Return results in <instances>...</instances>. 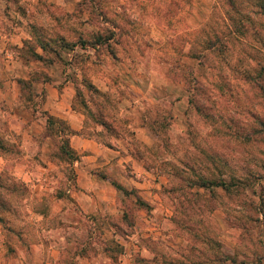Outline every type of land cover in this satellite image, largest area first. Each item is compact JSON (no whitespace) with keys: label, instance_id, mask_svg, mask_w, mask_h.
I'll list each match as a JSON object with an SVG mask.
<instances>
[{"label":"rangeland","instance_id":"1","mask_svg":"<svg viewBox=\"0 0 264 264\" xmlns=\"http://www.w3.org/2000/svg\"><path fill=\"white\" fill-rule=\"evenodd\" d=\"M81 1L0 0V33H29L0 54L34 68L20 110L0 100V264H264V0ZM44 78L96 157L43 107ZM81 162L122 187L114 204L81 207Z\"/></svg>","mask_w":264,"mask_h":264},{"label":"crops","instance_id":"2","mask_svg":"<svg viewBox=\"0 0 264 264\" xmlns=\"http://www.w3.org/2000/svg\"><path fill=\"white\" fill-rule=\"evenodd\" d=\"M26 36H29V33L24 27L13 25L11 30L9 29V31L0 33V40L18 42L22 37ZM2 61L4 62V68L1 67ZM30 67L31 66L26 62L17 59V57L12 55L7 57L5 54H0V77H4L5 79L3 81V86H0V100L2 101L4 99L9 106L13 108L14 112L20 110L18 103L21 101L20 82L15 75H19L18 68L24 69L25 74L21 73L20 75L27 79L30 77L29 69H34ZM15 71L17 74H14ZM55 80L56 79L53 78H44L34 81V88H36L37 85L39 91H41L42 88L46 89L47 93L42 102L43 107L47 109L49 113L66 120L71 129L69 143L73 149L78 152H85L87 155L84 156L96 157L98 152L101 151L102 145L95 137H90L89 135L85 136L81 133L83 120L80 113L71 106L72 94L68 90L69 86L65 84L59 89L54 85ZM88 165L89 164H83V162H81L80 166L76 169V184L79 189L73 190L72 195L85 211L93 212L95 209L101 207L104 201H107L109 204H114L116 196L118 195V189L115 184L108 181V179L104 181L97 180L95 173L90 172ZM122 184L125 186L128 184L130 186L134 185V187L138 188V192L147 200H150V192L154 194V190H147L146 187L148 184L141 179L126 180L123 181ZM156 187H158L157 184ZM152 199L151 195V200Z\"/></svg>","mask_w":264,"mask_h":264},{"label":"trees","instance_id":"3","mask_svg":"<svg viewBox=\"0 0 264 264\" xmlns=\"http://www.w3.org/2000/svg\"><path fill=\"white\" fill-rule=\"evenodd\" d=\"M82 1H84V0H82ZM90 1L92 2V6H93V9H94V8H97V6L100 5L105 0H90ZM260 7L262 9V13L264 14V2L260 3ZM111 31H113V30H111ZM108 37L109 36H103L101 33H97L95 40H96V42H102V41H105V39H107ZM83 42L81 41L80 43L83 44ZM19 81L21 82L22 79H20ZM70 133H71V130H70ZM115 186L122 189V187L119 184L115 185Z\"/></svg>","mask_w":264,"mask_h":264}]
</instances>
